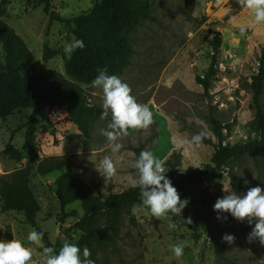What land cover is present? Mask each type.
<instances>
[{
	"label": "rangeland",
	"instance_id": "1",
	"mask_svg": "<svg viewBox=\"0 0 264 264\" xmlns=\"http://www.w3.org/2000/svg\"><path fill=\"white\" fill-rule=\"evenodd\" d=\"M54 11L72 19L90 11L97 0H51ZM153 19L144 20L132 35L130 63L117 76L131 88L138 103L152 111L153 122L147 128L127 129L118 141L122 148L113 153L111 145L101 134L111 121V114L92 122L91 138L85 141L78 127L70 120L66 107H50L42 103L45 118L36 122L35 140L29 149L24 148L26 128L32 109H21L6 118H0V174L12 173L24 166L28 156L71 155L76 160L77 173L96 195L106 197L110 192L130 188L135 177L133 167L137 157L135 149L144 146L160 159L165 174L174 168L178 177L202 168L209 163L220 139L214 130L213 120L224 124V143L246 144L258 136L255 125L247 122L264 113V87L258 104L254 102L252 77L258 72L264 47V22L254 23V13L239 7V0H149ZM2 18L23 37L34 54L35 65L46 73L60 71L66 75V62L72 56L64 47L75 39L76 22L51 20L45 5L37 0H0ZM252 24L251 28L247 26ZM246 31L241 34L239 27ZM217 32L223 34L215 76L211 79L209 93L196 81L197 76L208 72L213 49L210 41ZM49 46L53 57L44 59V47ZM6 64L5 53L0 45V68ZM27 67L21 65L24 73ZM85 96L95 106L102 107V90L83 84ZM215 99L218 101L215 103ZM103 112V111H102ZM204 132L212 143L203 141L192 148L183 141ZM12 142L22 149L26 158L12 160L3 155L6 145ZM109 155L114 161L115 172L105 178L97 171V163ZM92 159V160H91ZM195 165L197 167L191 166ZM179 168L184 169L182 173ZM240 178L241 193L235 191L228 171L204 177L192 187V193L200 208L208 216L213 229L221 237L231 234L233 243L225 241L224 258L219 257L211 244L208 233L198 224L187 226L181 215L167 214L153 217L142 206L135 205L136 213H125L115 231L104 234L97 248L102 264H264V244L248 239L256 218L249 224L230 213H217L213 205L228 193L237 195L249 188H264V149L255 153L245 152L230 163ZM64 169L48 175L32 173L31 188L41 210L38 224L43 233V243L55 244L64 237L67 228L74 225L84 214L81 202L69 205L63 212L56 193V180ZM247 182V183H246ZM0 199V235L5 237L11 227L12 239L20 240L33 253L31 264H43L41 248L27 243V235L34 228L25 222L21 212L3 210ZM77 211L71 215V211ZM226 216L218 220L217 215ZM170 222L177 227L170 229ZM36 230V229H34ZM37 231V230H36ZM80 234H77L79 237ZM4 240V238H2ZM184 243L183 255L175 257L170 245Z\"/></svg>",
	"mask_w": 264,
	"mask_h": 264
},
{
	"label": "trees",
	"instance_id": "2",
	"mask_svg": "<svg viewBox=\"0 0 264 264\" xmlns=\"http://www.w3.org/2000/svg\"><path fill=\"white\" fill-rule=\"evenodd\" d=\"M45 5V10L51 15V20H58L69 24L76 22L73 30L75 40H82L85 47L72 54L66 62V75L60 71L44 72L34 63V54L29 49L23 37L9 25L0 11V45L5 53L6 64L0 68V118H6L21 109H32L29 120L24 124L26 128L24 148L29 149L35 140L38 118H45L46 113L42 103L50 107H66L70 120L88 141L91 138L92 122L102 113V109L93 105L85 96L83 84H91L98 75V69L106 68L109 75H118L130 63L132 53V35L144 20L153 19L149 0H97L93 8L72 19L64 18L53 9L51 0H37ZM239 7L242 8L241 4ZM223 43V34L217 32L210 41L213 49L211 63L205 76H197L196 81L201 84L205 92L209 93L211 79L215 76L218 57ZM53 57V51L48 45L44 47V59ZM21 65L27 67L23 73ZM250 86L254 90V102L258 104L264 87V47L260 57L258 72L252 77ZM214 130L220 142L209 163L184 176L178 177L174 168L167 173L177 189L181 199L189 203L182 212V218H191L193 224L200 225L209 235L211 244L219 257L224 258L225 244L213 229L208 216L192 193L194 184L204 177L213 176L221 171H228L232 185L241 193L239 176L230 169L231 161L245 152L255 153L257 149H264V113L257 109L254 125L258 136L251 138L246 144L227 145L224 143V124L213 120ZM206 143L212 140L206 135ZM144 146L135 149L137 157ZM6 157L21 161L26 158L22 149L9 142L3 150ZM28 162L12 173L0 174V199L4 201L3 210H16L24 216L25 222L40 231L38 214L41 205L31 188L32 173L48 175L64 169L56 180V193L61 210L67 212L69 205L80 201L84 211L83 216L67 228L64 237L55 244L48 241V247L59 251L65 240L76 244L81 249L90 250V257L94 264H102L97 257V248L102 244L107 231H115L125 213H131L133 206L140 202L138 188H128L121 192H110L106 197L96 195L77 173L76 160L71 155L45 156L38 154L28 156ZM77 211L72 210L71 215ZM80 234L77 237V234ZM12 240L11 227H7L5 237L0 240Z\"/></svg>",
	"mask_w": 264,
	"mask_h": 264
},
{
	"label": "clouds",
	"instance_id": "3",
	"mask_svg": "<svg viewBox=\"0 0 264 264\" xmlns=\"http://www.w3.org/2000/svg\"><path fill=\"white\" fill-rule=\"evenodd\" d=\"M242 7L253 10L254 23L264 22V0H239ZM249 24L247 27L251 28ZM241 34L246 28L239 27ZM85 47L82 40L73 39L64 47V52L71 55ZM94 88L102 90L101 119L111 114V121L106 129H101V134L111 145L113 153L119 152L122 145L117 142L120 134L127 129L147 128L153 122L152 111L145 104L137 102L131 94L130 86L122 82L117 75H109L106 68L98 69V75L91 81ZM206 133L195 134L190 140L183 141L189 147H199ZM92 160V159H91ZM97 171L105 178L111 177L115 172L114 161L109 155H105L98 163L94 160ZM197 167L195 165H191ZM133 167L136 170L135 177L129 181L131 188H138L140 191V201L150 214L155 218L164 217L167 214L181 215L189 201L181 199L177 189L173 186L171 179L165 174L164 166L160 159L156 158L151 151L142 150L134 160ZM183 173L185 170L179 168ZM247 183V182H246ZM224 190L228 193L222 198H218L213 205V210L217 213H230L232 217L243 221L248 218L249 224L252 218H256L255 226L248 236L249 241L259 240L264 244V188L260 186L251 187L246 193L237 195L234 192ZM132 213H136L133 206ZM181 219L191 224V218ZM218 220L227 219L226 216L217 215ZM168 227L175 229L177 224L170 222ZM222 240L231 244L235 237L231 234H224ZM27 243L42 249L44 254L43 264H94L89 259L90 250L85 247L82 250L74 243L65 240L62 247L57 250L53 247L45 246L43 243V233L32 230L27 235ZM185 244L177 243L170 245L172 254L179 258L183 255ZM33 253L29 247L17 239L0 240V264H31Z\"/></svg>",
	"mask_w": 264,
	"mask_h": 264
},
{
	"label": "built area",
	"instance_id": "4",
	"mask_svg": "<svg viewBox=\"0 0 264 264\" xmlns=\"http://www.w3.org/2000/svg\"><path fill=\"white\" fill-rule=\"evenodd\" d=\"M217 102L218 101L215 99V103H217ZM254 120H255V117L254 116H249L247 122L249 124H251V125H254ZM223 131H224V129H223Z\"/></svg>",
	"mask_w": 264,
	"mask_h": 264
},
{
	"label": "crops",
	"instance_id": "5",
	"mask_svg": "<svg viewBox=\"0 0 264 264\" xmlns=\"http://www.w3.org/2000/svg\"><path fill=\"white\" fill-rule=\"evenodd\" d=\"M247 10H248V11H252L251 9H248V8H247Z\"/></svg>",
	"mask_w": 264,
	"mask_h": 264
}]
</instances>
